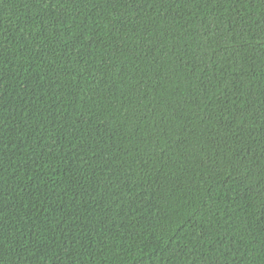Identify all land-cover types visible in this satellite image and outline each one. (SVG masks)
Here are the masks:
<instances>
[{
    "label": "trees",
    "instance_id": "trees-1",
    "mask_svg": "<svg viewBox=\"0 0 264 264\" xmlns=\"http://www.w3.org/2000/svg\"><path fill=\"white\" fill-rule=\"evenodd\" d=\"M0 264H264V0H0Z\"/></svg>",
    "mask_w": 264,
    "mask_h": 264
}]
</instances>
